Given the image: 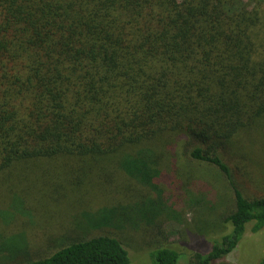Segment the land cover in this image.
Masks as SVG:
<instances>
[{"label": "trees", "instance_id": "1", "mask_svg": "<svg viewBox=\"0 0 264 264\" xmlns=\"http://www.w3.org/2000/svg\"><path fill=\"white\" fill-rule=\"evenodd\" d=\"M262 127L264 0H0L3 225L32 215L11 183L21 167L51 163L65 181L82 170L93 200L114 199L93 216L131 211L144 226L184 208L213 212L223 185L229 233L205 254L167 245L145 257L230 264L247 226L264 228V195L245 196L227 155ZM241 163L235 172L253 180ZM115 172L146 194L115 202ZM7 239L0 234V264L16 258ZM122 243L97 235L18 264H133Z\"/></svg>", "mask_w": 264, "mask_h": 264}, {"label": "rangeland", "instance_id": "2", "mask_svg": "<svg viewBox=\"0 0 264 264\" xmlns=\"http://www.w3.org/2000/svg\"><path fill=\"white\" fill-rule=\"evenodd\" d=\"M227 157L234 180L245 196L252 198L264 195V185L260 184L264 183L263 127L259 134L249 139V146L234 149ZM237 162H242L240 166L246 168L253 180L235 172ZM52 165L49 163L34 172L30 170L32 166L21 167L11 178L13 188L25 196L28 202L26 208L31 210L32 215L17 216L9 225L0 222V234L9 240L6 246L17 252L16 258L10 261L4 259V264L43 258L74 240L97 235H110L123 242L132 256L133 264H153L145 257L152 249L169 245L205 254L214 239L230 231L229 224H221L231 209V196L223 185L218 189L217 205L213 212L195 217L184 208L177 219L167 220L161 216L153 226H144L146 224L141 223L139 216L131 211L117 210L114 216L111 213L107 215L108 219L101 214L93 216L91 213L99 207L111 205L113 197L103 195L93 200V184H85L82 170L73 169L65 181L57 173L51 172ZM258 178L262 180L260 183ZM111 182L113 186L123 185L116 188L123 198L115 202L130 201L146 194L144 188L127 182L124 176L116 172ZM7 185L0 184V205L10 196V186ZM35 204L39 206V211L34 209ZM106 223H114L121 229L105 227ZM212 224L215 227L209 228ZM263 256L264 228L253 232L251 225H248L235 251L226 256L224 261L230 264H257ZM180 264H186L183 258Z\"/></svg>", "mask_w": 264, "mask_h": 264}]
</instances>
